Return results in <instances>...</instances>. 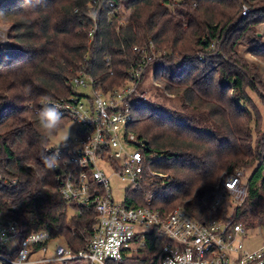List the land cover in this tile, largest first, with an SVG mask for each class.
Segmentation results:
<instances>
[{
  "label": "trees",
  "instance_id": "trees-1",
  "mask_svg": "<svg viewBox=\"0 0 264 264\" xmlns=\"http://www.w3.org/2000/svg\"><path fill=\"white\" fill-rule=\"evenodd\" d=\"M91 1H0V16L13 21L12 41L0 43V213L25 232L45 229L75 251L85 247L96 213L62 197L56 148L49 147L69 120L62 117L42 142L39 114L28 105L68 96V80L81 69L106 91L122 84L141 59L134 47L152 40L182 56L164 84L191 111L185 115L143 100L135 104L128 131L148 141L145 153L161 155L151 167L170 176L164 187L156 182L154 206L165 213L183 206L200 219L223 216L203 201L202 192L224 173L253 168L246 203L234 216L247 229L264 226V139L253 143L252 122L258 119L243 104L250 101L247 90L257 68L236 50L247 39L252 54L264 58L255 31L264 22V0H98L89 7ZM128 11L130 19L121 25ZM153 67L155 74L166 71L167 61ZM200 116L212 126H200ZM48 157L55 158L52 167L45 163ZM131 197L142 203L144 193L129 189V204ZM69 209L77 211L70 215ZM153 242L151 235L149 250ZM148 253L136 251L110 264H159Z\"/></svg>",
  "mask_w": 264,
  "mask_h": 264
},
{
  "label": "built area",
  "instance_id": "built-area-1",
  "mask_svg": "<svg viewBox=\"0 0 264 264\" xmlns=\"http://www.w3.org/2000/svg\"><path fill=\"white\" fill-rule=\"evenodd\" d=\"M247 11L245 8L243 14ZM126 23L123 20L121 25ZM152 48V40L143 47H134L141 53L140 61L128 69L125 81L112 89L106 91L81 69L68 80V96L28 105L39 114L45 104H54L62 117L78 125L76 138L56 147V180L66 201L94 209L95 222L85 247L75 251L65 240L56 243L58 237L48 230L25 232L17 220L0 213V264H74L75 260L110 264L136 251L153 252L159 264H264V236L260 245L246 246V241L257 233L254 231L264 226L250 230L233 215L200 219L183 206L168 213L154 206L156 182L161 181L164 187L170 176L151 167L161 155L145 153L144 140L128 131L135 104L145 99L134 95ZM79 88L91 92H79ZM112 176L127 185L122 201L113 196ZM129 189L142 191L143 202L131 197L129 204ZM248 190L243 169L236 168L222 174L214 187L205 189L202 199L214 210L231 209L233 213L245 202ZM151 235L154 242L149 250Z\"/></svg>",
  "mask_w": 264,
  "mask_h": 264
},
{
  "label": "rangeland",
  "instance_id": "rangeland-1",
  "mask_svg": "<svg viewBox=\"0 0 264 264\" xmlns=\"http://www.w3.org/2000/svg\"><path fill=\"white\" fill-rule=\"evenodd\" d=\"M2 1V0H0ZM98 1V0H96ZM89 7H92L94 2ZM247 8L248 6H244L243 9ZM91 9V8H90ZM248 12V11H247ZM246 12V14H247ZM128 14H130V11L127 12V14L122 18L121 23L123 20L130 19L128 17ZM243 14V13H242ZM243 14V15H246ZM12 19L8 17L0 16V43H9V41H12L9 38L8 33L11 31L12 28ZM256 35L259 37L258 39L264 43V22L259 24L256 28ZM245 40H241V42L238 43L236 50L238 54L246 60L249 64L254 65L257 68V72L254 73L256 76H254V82L250 81V83L253 85V88H248V93L250 97V101H244L243 104L246 106V108L253 113V117L255 116L256 119H258V124L255 122V120L252 122V130H253V143L256 145L257 141L260 139H264V103L263 98L264 96V58L255 56L252 54L253 46ZM197 49V46L193 49L195 51ZM203 53H198V58L201 59L203 56ZM148 61H147V67L144 73V77L141 79L139 84L137 85V93L134 95V98H140L141 95L144 96L145 99H142L143 101H148L151 104H155L156 106L160 108H166L170 110L178 111L182 114H190L191 111L184 105V102L181 100L180 96H176L174 93H171L165 89V84L167 81V77L172 70L175 69L176 66H178L182 60V56L178 55L177 53L171 51L170 49H159L156 47L155 43L153 42V48L151 51L147 53ZM167 61V67L168 69L166 71L158 72L155 74L153 63H164ZM79 92L84 93H90V89H82L79 88ZM232 96L231 92H227L226 97L230 98ZM140 101L139 103H141ZM259 116L257 118V115ZM193 115V114H192ZM197 115L199 113L197 112ZM254 119V118H253ZM260 119V120H259ZM200 126L204 127H210L212 126V123L210 120L206 118V116H200ZM78 131V125L74 123L73 121L69 120V122L66 124V126L58 131L57 135L53 136L51 139V143L49 147L56 148V147H62L66 141L68 140H74L77 136ZM245 173V181L248 183L250 175L253 172V168L245 169L241 167ZM126 183L123 182L119 177L112 176L111 177V189L114 198L117 201L124 200L125 197V191H126ZM211 188V187H209ZM208 189V188H206ZM245 202L241 206L243 208ZM69 214L76 213L75 209H69ZM236 211L232 213L231 209H227L223 212V217L226 215H233L234 217ZM242 223V220L238 219ZM257 224V223H256ZM260 227V225H256L252 228H249L250 230H256ZM263 227V226H262ZM254 232L255 235H252L250 240L246 241V246L248 248H253L261 244L262 238L264 236V229L262 230H256ZM64 240L62 237H58L56 239V243H63ZM149 256L154 257L153 252L148 253ZM74 264H84L81 260H75Z\"/></svg>",
  "mask_w": 264,
  "mask_h": 264
},
{
  "label": "clouds",
  "instance_id": "clouds-1",
  "mask_svg": "<svg viewBox=\"0 0 264 264\" xmlns=\"http://www.w3.org/2000/svg\"><path fill=\"white\" fill-rule=\"evenodd\" d=\"M62 119L59 108L54 104H45L39 112V124L42 129V142L46 141L53 131L60 125ZM54 157H48L45 159V163L52 167L54 163Z\"/></svg>",
  "mask_w": 264,
  "mask_h": 264
},
{
  "label": "water",
  "instance_id": "water-1",
  "mask_svg": "<svg viewBox=\"0 0 264 264\" xmlns=\"http://www.w3.org/2000/svg\"><path fill=\"white\" fill-rule=\"evenodd\" d=\"M144 143H145V145H146V148L149 149L148 141H147V140H144Z\"/></svg>",
  "mask_w": 264,
  "mask_h": 264
}]
</instances>
